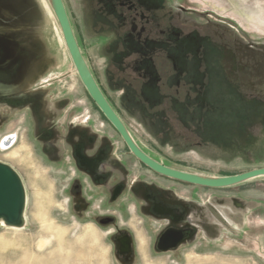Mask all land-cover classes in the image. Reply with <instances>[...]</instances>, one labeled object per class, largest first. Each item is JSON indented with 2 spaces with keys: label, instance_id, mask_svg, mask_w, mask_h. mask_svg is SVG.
<instances>
[{
  "label": "rangeland",
  "instance_id": "obj_1",
  "mask_svg": "<svg viewBox=\"0 0 264 264\" xmlns=\"http://www.w3.org/2000/svg\"><path fill=\"white\" fill-rule=\"evenodd\" d=\"M64 1L95 77L148 154L203 175L264 167V0H134L150 24L119 5L127 0ZM0 13L15 30L2 37L28 57L18 98L33 100L0 101V161L28 200L26 226L0 224V264H264V176L209 189L155 173L89 96L46 0H0ZM172 52L196 65L207 57L210 95L190 101L192 89L173 84ZM173 227L189 232L161 249ZM126 233L131 254L116 241Z\"/></svg>",
  "mask_w": 264,
  "mask_h": 264
},
{
  "label": "water",
  "instance_id": "obj_2",
  "mask_svg": "<svg viewBox=\"0 0 264 264\" xmlns=\"http://www.w3.org/2000/svg\"><path fill=\"white\" fill-rule=\"evenodd\" d=\"M49 3L60 26L64 44L83 86L105 118L119 132L130 152L144 165L161 176L209 189L230 188L264 176V167L231 175H203L166 165L146 153L136 142L97 83L75 33L65 1L49 0ZM25 204L26 192L18 172L9 164L0 161V219L4 218L11 225L19 224L22 220ZM168 234L169 232H166L160 240V246L163 249H170L181 241V239L175 241L170 240L166 246H163V240L167 236L171 237ZM120 241L124 246L120 248V244H118L119 251L121 253L131 254V249H127V245L130 246L132 242L131 238L125 235L121 237V240L118 238V242Z\"/></svg>",
  "mask_w": 264,
  "mask_h": 264
},
{
  "label": "flooded vegetation",
  "instance_id": "obj_3",
  "mask_svg": "<svg viewBox=\"0 0 264 264\" xmlns=\"http://www.w3.org/2000/svg\"><path fill=\"white\" fill-rule=\"evenodd\" d=\"M119 5L121 7L126 8L127 11H128V13H129V15H132L133 11H135L134 12L135 17L133 18L135 21H138L137 20L138 18H139V20H145L147 24H150L152 21L153 22L156 21V19L154 17L151 18L150 16H147L145 14V10H141V8L139 10L138 4L134 0L123 1V2L119 3ZM0 14L2 15V13H0ZM4 16H5V20L4 21H0V25H3L2 23H5V24L6 23H9L10 20H12L11 19V16H8L7 17L5 14H4ZM0 18H1V16H0ZM148 18H149V20H147ZM121 22H122V24H126L125 19H122ZM117 26H119L118 23H117ZM141 30H144V33H145V27L144 28H141ZM8 31L13 32L15 30L13 28H8V27L0 26V81H1L0 82V101H33L32 99H23V100H20L18 98L19 95L17 94V90H16V88H18V86H16V83L19 80L20 74L23 73L24 70L27 67L28 57L24 58L22 54H18V53H15L14 52V51L18 52V50H19L18 49V43H16V41H13V39L10 38V37H7V38H3L2 37V35H5L4 33L8 32ZM132 31H133V34L143 35V33H141V31L136 32V30L134 28L132 29ZM138 41H139L138 44L141 45L142 42H143L142 36H138ZM131 47H134V46L131 45ZM166 51H171V50H168L167 49ZM165 58L172 65V76H173V81H174L173 84H176V83L178 85L179 84H182L183 85V88H187L189 90L192 89V91H191V96L192 97L190 98L191 99L190 101H201V99H202L203 96L210 95V92L212 91V89H211V73H212V71H211V68L208 65L207 57L204 56L203 57V61L199 65H196L198 61L196 62L195 55L193 53H186V54H184L182 56H179V55L177 56V54L175 52H172V53H167V55L165 56ZM153 59L154 58H152V60ZM149 72H147V78H148L147 80L150 81V79L153 78L152 77L153 72H151V73H149ZM33 76H31V79L33 78ZM196 76H199L201 78V80H202L201 83L198 85V88L200 90H203V93L201 94V97H200V95L199 96H196V92H195L198 89L197 87H195L196 85H195V82H194V81H196L195 80V77ZM96 80H97V78H96ZM150 82L151 83H154V81H150ZM97 83L99 84L101 90L103 91V93L106 96V98L108 99V101L111 103V100L107 96V93L105 92L104 88L100 85V83H99L98 80H97ZM15 103L17 104V102H15ZM111 105L113 106L112 103H111ZM113 107L115 109V106H113ZM116 112L118 113L117 110H116ZM118 115H119V113H118ZM120 118H121V116H120ZM122 121H123V119H122ZM112 127L116 130V128L113 125H112ZM116 132L119 134V132L117 130H116ZM8 134L10 135V133H8ZM13 139H14V141L16 140V138H10L8 141H5V142L3 141L2 142V145L4 147H6ZM122 140H123V138H122ZM124 143H125V141H124ZM126 146H127V144H126ZM13 147L9 148L8 150L12 149ZM140 147L142 148L141 145H140ZM137 160H139V159H137ZM166 232H169L168 235H171V237L170 236H167L163 240V242H162V245L163 246H166L167 243H168V241H170V240L171 241H175V240L181 239V241H180V243H181L186 238L187 233L189 231L186 228H182V229L174 228V227L173 228H167L161 234V236L159 238L158 245H159V247H161V249H163V248H162V246H160V240H161L162 236H164V234H166ZM125 235L129 236L126 233V234L117 236V238H116L117 243L120 244V248H122L124 246V244L121 241L118 242V238L121 240V237H123ZM179 244H177L176 246H174L172 248H176ZM172 248H170V249H172ZM127 249H131V244H130V246L127 245Z\"/></svg>",
  "mask_w": 264,
  "mask_h": 264
},
{
  "label": "bare ground",
  "instance_id": "obj_4",
  "mask_svg": "<svg viewBox=\"0 0 264 264\" xmlns=\"http://www.w3.org/2000/svg\"><path fill=\"white\" fill-rule=\"evenodd\" d=\"M46 2L48 3V5H49V7H50V10H51V12H52V14H53V16L55 17V15H54V12H53V10H52V8H51V6H50V3L48 2V0H46ZM56 18V17H55ZM57 20V19H56ZM62 37L63 36H61L60 37V40L63 42L64 40L62 39ZM11 135V134H10ZM8 135V136H6V138H5V140H4V142L5 141H8L10 138H15L13 135ZM16 141V140H15ZM14 141V139L6 146V147H4V148H11V147H13L15 144H16V142ZM13 142V143H12ZM10 151V150H9ZM21 152V151H20ZM19 153V151L18 150H12L11 151V154H10V156L12 155V156H17V155H19L18 154ZM2 162V161H1ZM5 163V162H4ZM20 176V175H19ZM21 178V177H20ZM21 180H22V178H21ZM23 182V181H22ZM24 184V183H23ZM24 188H25V185H24ZM25 192H26V188H25ZM27 193H26V204H25V208H24V213H23V216H22V220H21V222L19 223V224H16V225H11V224H8L6 221H5V219L4 218H1L0 219V224H2V225H4V226H7L8 228H11V229H21V228H23L24 226H26L27 224H28V219H27V216H26V205H27ZM44 218V217H43ZM43 221H47V220H45V218H44V220ZM49 222H47V224H48ZM49 225V224H48ZM53 227V226H52ZM47 228V227H46ZM49 230V229H48ZM51 231V230H50ZM43 241V240H42ZM45 241V240H44ZM45 244V243H44Z\"/></svg>",
  "mask_w": 264,
  "mask_h": 264
}]
</instances>
